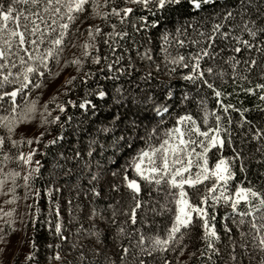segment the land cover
Instances as JSON below:
<instances>
[{"label": "snow or ice", "instance_id": "1", "mask_svg": "<svg viewBox=\"0 0 264 264\" xmlns=\"http://www.w3.org/2000/svg\"><path fill=\"white\" fill-rule=\"evenodd\" d=\"M123 4V7H118L116 0H103V2L101 0H0V131L3 133L0 134V153H3L0 165L6 166V162L12 159L9 152L5 150L6 144L15 148L24 143L28 145L33 143V139L25 141L22 136L20 140H16L13 139V135L19 125L34 119L38 100H29L31 91L41 88L45 77L51 79L60 74L59 71H53V64L56 68H62L61 58L66 40L70 34L75 35L72 26L81 14L90 9L89 15L93 19L100 18L107 22L111 17H116L121 24H125L132 18V15L136 14V11H139L140 14L136 16V19L141 22L139 27L135 22L132 23L136 31L147 30L150 27L156 28L161 22L160 17L175 14L185 18V24L175 29V35L171 36V39L170 33H163L162 40L169 45L175 41L182 47L185 40L181 37H187V29L191 28L196 38L190 39L189 43L195 50L187 57L172 56L162 46L161 51L165 54V61L173 65L166 74L172 76L177 71V66L190 69L187 74H181L180 79L192 84L195 94L190 91H181L177 97L171 83L159 82L152 85L151 81L155 79L152 72H147L140 77V82L147 85L148 89H159V92L146 90L140 87V82H137L136 86L143 95L142 100H138L135 92L123 86L115 87L111 97L112 104L108 107H114L116 111L111 114V119L102 122L95 129V135L89 139L86 155L89 158L93 157L96 151L95 146H99L101 154L105 153L106 146L113 150V154L124 149L130 150L122 171L123 185L131 193V202L123 209L109 205L108 208L112 210L110 216H106L104 210L97 211L95 207L90 209L87 216L90 222L87 233L95 238L97 245L102 247L94 250V260L89 261L88 264H117V260L112 259L104 249L109 234L108 226L116 224L118 213L124 215L126 219L120 223L116 235L125 236L129 240L128 246L121 245L118 256L120 264H126V257L129 255H133V264H149L148 260L140 257L150 258L154 262V253H165L169 250L175 252L177 250L175 246L182 244L188 231L197 223L203 230L202 239L207 242V248L219 255V249L214 247L212 241L220 239L215 222L217 206L221 203L231 208V213H226L225 219H232V223L237 225L240 237V252L237 253V242L229 235L231 250L228 253V262L245 264L247 260L248 264H252L255 255L249 252V247H251L260 253L261 259L258 264H264V188H258L250 181L247 182V186H243L242 181L236 184L233 191L232 182L236 176L237 161L240 162V172H246L244 157L234 147L232 156L223 155L225 146L233 144L230 127L233 121L228 114L229 109L240 113V121L237 122L239 126L249 125L252 140H264V128L257 127L253 121L246 118L245 113L250 109L236 108L232 103H222L225 93L217 88L215 83L216 79H219L221 83H227L225 77L228 75L233 84L237 79L248 80L247 75L240 74L238 66H243V71L250 73L258 65L257 59L251 53L254 51L264 58V0H236L232 6H228L227 0L224 4H220L218 0H123ZM109 5H111L110 8ZM199 13H205V15L197 19ZM149 17L154 18L149 19ZM111 27L113 31L103 33L108 37L103 42L108 45L109 51L115 54L119 46L117 38L123 39L128 34L126 31H115V24ZM101 33L99 26L90 25L87 29L89 40L80 46L83 49V58L75 57L65 60L63 66L75 65L77 72H80L85 60L90 57L89 49H96L97 54L91 55V60L93 64L99 65L102 57L98 54L99 49L91 41H95L96 36ZM244 34H247L250 39H245ZM109 40H112V44H109ZM221 45L223 47H220ZM75 46L73 44V47ZM218 47L221 52L230 53L226 59L223 56L219 57L231 69L230 74L222 66L215 64L219 55ZM149 51L145 48L142 59H152ZM242 53H247V56L237 55ZM137 54L139 55V52ZM205 58L213 63L202 67V61ZM121 60L122 57H117L109 63L108 57H103L108 72L115 70L117 73L127 74L123 67L114 68V65H120ZM127 67L133 68L131 62ZM159 70L160 66L157 65L156 71L159 72ZM98 71L104 72V69H98ZM94 75L91 72L84 73L82 82L87 85ZM261 75L264 78V66L261 67ZM110 78L115 80L119 79V76ZM75 80L76 77H71L65 83L73 84ZM203 87L211 90L216 98V104L220 105L223 110V118L216 109L209 108L207 96L199 94ZM9 88H11L10 91ZM255 89L261 90L259 99L264 102V84H256ZM241 90L249 94L254 93L252 87ZM90 95L96 96L107 105L105 97L108 93L97 85L91 91L85 87L84 98L79 103L69 99L63 103H57L56 108L62 114L65 112L66 105H71L74 108L91 111L93 115H96L99 108L88 98ZM194 98L201 113L199 122L190 112L180 111L186 109L188 102ZM51 100L55 102L56 97H52ZM258 110L264 111L259 108ZM140 111L150 112L152 116L150 118L141 117ZM40 116L42 125L56 124L60 121V115L48 118L51 112L48 110L47 102L43 105ZM144 119H149V124H144ZM172 120L174 123L166 126ZM253 128L256 129L254 132ZM61 130H63V125H61ZM44 135L45 133L41 132L35 137V143L39 144ZM59 139L61 137L57 136L45 143L44 147L47 148L49 144H54ZM137 141H142V146L131 151ZM256 151L264 154V146L257 148ZM36 152L37 149L32 148L26 154L19 152L15 157L17 164L27 166L23 176L14 169L5 172L4 167L0 166V195L9 196L5 203L12 204L18 199L16 195V188L20 186L17 183L18 178L23 180V187L26 190L30 189V182L37 179L40 162L36 161V166L31 167ZM80 157V151H76L73 158ZM213 158L215 162L210 164ZM261 162L264 161H257V163ZM129 170L133 173L132 178H129ZM112 175L116 176L117 173L113 172ZM260 175L264 177V172ZM99 179V172H91L89 176L91 187L87 189L85 195L90 193L93 198L100 197L101 193L96 187ZM245 180H247L246 176ZM206 181L211 182V187L205 184ZM6 184L8 187L5 191ZM199 185H204L203 194L197 190ZM185 186L194 190L193 194L199 200V204L191 201ZM117 187L113 184L112 190H117ZM145 190L147 198L141 195ZM153 192L156 193L155 198L152 196ZM33 194L39 197V191ZM77 195L79 196V192ZM24 198H28L27 191ZM242 202L245 206L244 211L238 208ZM71 204L72 201L69 200L70 216ZM77 207L79 208V205ZM39 211L37 207L36 212L39 213ZM0 213H2L0 219L11 217L14 209H9L7 212L0 209ZM148 213L153 216L172 215L170 226H165L163 236L158 230L156 233L149 232L147 235L144 233L143 226L148 224ZM55 215L56 237L64 241L67 238L64 236L59 205L56 206ZM138 215L140 228L135 227ZM32 221L36 222L35 216L32 217ZM69 222L71 223V220ZM129 222L133 226L130 232L125 227ZM5 224L9 231L15 230L14 221L5 220ZM245 224L248 225V232L240 230V226ZM224 230L228 234L232 231L227 224L224 225ZM2 231L3 229H0V232ZM82 231L84 229L81 226L77 229V235ZM135 237L138 239H134ZM28 243L30 250L25 260L28 264H38L36 261L37 244L34 239ZM51 247L52 245H49V248ZM186 247L187 245L180 247L181 254ZM56 248L57 251L53 258L59 261L61 260L60 245H56ZM71 248L75 250L77 244H72ZM130 248L134 249V254L130 252ZM204 254L201 251V256ZM100 257H103L102 262L99 260ZM77 259L80 264H83L86 260L85 253L81 251ZM208 260H212V255L208 256ZM68 264L72 262L69 261ZM163 264H170V262L165 258Z\"/></svg>", "mask_w": 264, "mask_h": 264}, {"label": "trees", "instance_id": "2", "mask_svg": "<svg viewBox=\"0 0 264 264\" xmlns=\"http://www.w3.org/2000/svg\"><path fill=\"white\" fill-rule=\"evenodd\" d=\"M101 2H103V0H101ZM218 2L224 4L226 0H218ZM235 2L236 0H227L228 6H232ZM116 5L118 7H123V0H116ZM128 6L134 7L132 5ZM110 7L111 5H109V8ZM89 12L90 9L81 14L72 26L75 35L70 34L66 40L65 50L61 58L62 68H56L55 65H53V71H59L60 74L51 79L45 77L43 86L32 90L29 94V100H38L37 111L34 119L17 127L13 139L20 140L23 136L25 141L27 139H33V143L31 145L24 143L23 145H17L15 148L11 147L10 144L5 145V150L8 151L9 155L12 157L10 161L6 162V166L0 165L4 167L5 172L14 169L23 176L27 166L17 164L15 157L19 152H29L32 148H36L37 152L33 156L31 167H35V162L39 161L40 172L37 179L34 182H30L31 187L28 190L23 187V180L18 178L17 183L20 186L16 188L18 199L15 203H5V201L9 199V196L0 195V209H2L3 212L14 209L13 216L0 219V229H3V231L0 232V238H2L0 239V264H28L25 260V256L30 250L28 242L33 239L38 248L36 256L38 264H68L69 261H71L72 264H80L77 258L81 251H83L86 256V260L83 264H88L89 261H93L94 250L102 246L97 245L95 238L89 236L87 233V229L90 226V222L87 219L90 209L95 207L97 211L104 210V214L110 216L112 210L108 208L109 205H115L117 208L123 209L131 202V193L123 185L122 171V166L130 155V150L124 149L123 151H118L113 154V150L106 146L105 153L101 154L99 146H95L96 151L93 157L89 158L86 155L89 139L95 135V129L99 127L102 122L111 119V114L116 111L114 107H108V105L112 104L111 97L114 94L115 87L123 86L129 91L135 92L138 100H142L143 95L140 94V89L136 86L137 82H140V77L144 76L145 73L152 72L153 77H155V79L151 81L152 85L159 82L171 83L175 88L177 97H179L181 91H190L195 94L194 86L180 79L181 74H187L190 69L177 66V71L173 73L172 76H168L166 73L173 65L165 61V54L161 51V47L163 46L172 56L182 55L187 57L189 53L195 50L189 43L190 39L196 38L191 28L187 29V37H181V39L185 40V44L182 47L177 45L175 41L169 45L165 44L162 40V34L165 32L171 34V39V36L175 35V29L185 24V18L178 17L175 14H166L160 17L161 22L158 27H150L147 30L140 29L136 31L133 29L132 23L135 22L137 27H139L141 22L136 19V16L140 14L139 11H136V14L132 15V18L125 24H121L116 17H111L107 22L100 18L93 19L90 17ZM145 14L147 13L145 12ZM204 15L205 13H199L196 18L200 19ZM152 18L154 17H149V19ZM237 20H239V17H237ZM112 24L116 25L115 31H126L128 34L123 39L117 38L119 46L115 54L109 51L108 45H105L103 42L105 39H108L103 33L113 31L111 27ZM90 25L99 26L102 30L101 35L96 36L95 41H91V43H94L96 48L99 49L98 54L102 57L101 63L99 65L92 63L91 55H96L97 52L96 49H89L90 57L85 60L80 72H77V66L75 65L64 67L65 60H71L75 57L83 58V49L80 46L89 40L87 29ZM206 27H210V25H206ZM244 38L250 39L247 34H244ZM73 44L76 46L73 47ZM109 44H112V40H109ZM220 47L223 46L221 45ZM145 48L150 50L149 54L152 57L151 60L142 59ZM138 52L139 55L137 54ZM217 53L219 55L215 64L217 66H222L230 74L231 69L219 58L223 56L226 59L230 53L228 51L221 52L219 47L217 48ZM237 55L247 56V53ZM251 55L257 59L258 65L255 66L250 73L244 72L243 66H238L240 74L247 75L249 77L248 80L242 81L237 79L236 83L233 84L230 75H228L225 77L227 83H221L219 79H216L215 83L217 88L225 93V96L222 98V103H232L236 108L250 109L249 112L245 113L246 118L253 121L257 127L264 128V111L258 110V108L264 109V102L259 99L261 90L255 89L256 84H264V78H262L261 75V67L264 66V58L254 51ZM104 56L108 57L109 63L113 62L117 57H122L120 65H114V68L123 67L127 74L117 73L115 70L108 72L103 61ZM129 62H131L133 68L127 67ZM212 63V61L205 58V60L202 61V67ZM157 65L160 66L159 72L156 71ZM98 69H104V72H100ZM87 72L94 73L95 75L92 76L87 85H85L82 82V78L84 73ZM106 76L109 78L106 79ZM112 76H119V79H111L110 77ZM64 77H66V80L71 77H76V80L73 84H66V80L63 82ZM97 85L103 88L108 95L105 97L107 105L102 103L99 98L94 95L88 97L93 103L97 104L99 108L96 115H93L91 111L81 110L78 107L74 108L71 105H66L64 113H59L56 108L57 103H63L69 99L79 103V101L84 98L85 87L91 91L95 89ZM140 87L149 91L154 90L159 92V89H148V86L143 82H140ZM248 87L254 89L253 94L241 90L242 88L246 89ZM8 90L10 91L11 88ZM229 93L231 95H228ZM199 94L207 96L209 108L216 109L217 112L222 114V118L224 117L223 110L220 105L216 104V98L212 95L211 90L203 87L200 89ZM54 96L56 97L55 102L51 100ZM46 102L48 104V110L51 112V116L48 118L51 119V117L60 115V121L58 123L41 124L40 113ZM180 111L190 112L198 122L200 121L201 113L197 108L195 98L188 102L186 109H181ZM228 114L233 121L230 126L233 144L231 146H225L223 155L232 156V148L234 147L240 152L241 156L244 157V164L246 166V172L241 173L239 170L240 162L237 161L235 166L236 176L232 182V190L234 191L236 184H240L242 181L244 182L243 186H247V182L250 181L258 188H264V177L260 175V173L264 172V162L257 163V161H264V154L256 151L257 148L264 146V140H252L251 134H249V125L244 124L242 127L238 125L237 122L240 121L239 112L229 109ZM139 115L141 117L147 116L150 118L152 113L140 111ZM69 117H71V120H69ZM143 123L146 125L149 124V119H144ZM173 123L174 120L169 121L166 126H171ZM61 125H63V130H61ZM201 127L203 126L201 125ZM255 130V128L252 129L253 132ZM41 132H44L45 135L41 137V142L36 144L35 137L39 136ZM0 134H3L2 131H0ZM57 136H60L61 139L54 144H49L47 148L44 147L45 143L53 140ZM141 146L142 141H137L133 145L131 151ZM76 151H80L81 157L74 159L73 157ZM0 160H3V153H0ZM214 162L215 158L210 160V164H214ZM91 172L100 173V179L96 187L101 195L97 198H93L90 193L85 195L87 189L91 187L89 184ZM113 172H116L117 175L113 176ZM128 175L129 178L133 177L131 170H129ZM245 176L247 180H245ZM113 184L118 186L115 191L112 190ZM205 184L211 187L210 181H206ZM7 187L8 185L6 184L5 191ZM143 187L142 184V188ZM57 189H59V191H57ZM197 190L200 194H203L205 190L204 185L197 186ZM26 191L28 196L27 199L24 198ZM36 191H39V197L33 194ZM187 191L189 192L191 201L199 204V200L193 194L194 190L188 188ZM78 192L79 196L77 195ZM141 195L147 198L146 190L142 191ZM152 196L155 198L156 193L153 192ZM69 200L72 201L71 216L69 215ZM30 205L31 207H29ZM57 205H59L60 209L64 236L67 238L64 241L58 240L55 234L54 224ZM78 205L79 208L77 207ZM37 207L40 210L39 213L36 212ZM238 208L241 211L245 210L243 202ZM226 213H231V208L229 206H225L222 203L217 206L215 227L220 239L218 241L213 239L212 242L214 247L219 249V255H216L212 250L207 248V242L202 239L203 230L199 226V223H197L195 227L188 231L182 244L175 246L177 249L175 252L169 250L165 253H154V262L147 257L140 258L148 260L149 264H163V259L165 258L169 260L170 264H226V262L230 264V262H228V253L231 250L229 235L237 242V253L240 252V237L237 231V225L232 223L231 218L225 219ZM0 215H2V213H0ZM19 215H22V224ZM33 216L36 217L35 223L32 221ZM172 218V215L168 214L164 216H153L151 213H148V224L143 226V231L147 235L149 232L156 233L158 230L159 234L163 236L164 228L166 225L170 226ZM9 219L14 221V231H9L5 224V220ZM125 219L126 217L124 215L120 213L117 214L116 224H110L108 226L109 234L105 241V252L111 256L112 259L117 260V264H120L118 256L120 255L121 245H129L128 238L116 235L117 228ZM70 220L71 223L69 222ZM225 224L232 229L230 234L225 232ZM157 225L159 226L158 229ZM81 226L84 231L77 235V229L81 228ZM125 227L130 232L133 226H131L129 222ZM135 227H141L139 215ZM240 230L248 232V225L245 224L240 226ZM20 232H23L21 240H19L18 236ZM134 239H138V237ZM248 239L250 240V237ZM74 243L77 244L75 250L71 248V245ZM49 245H52V247L49 248ZM56 245H60L61 260L59 261L53 258L57 251ZM183 245H187V247L184 248L183 254H181L179 249L183 247ZM201 251L205 253L203 256H201ZM130 252L134 254V249L130 248ZM249 252L255 255L252 264H258L261 259L259 251L249 247ZM209 255H212V260H208ZM99 260L102 262L103 257H100ZM126 264H133V255L126 257ZM245 264H248L247 260Z\"/></svg>", "mask_w": 264, "mask_h": 264}, {"label": "rangeland", "instance_id": "3", "mask_svg": "<svg viewBox=\"0 0 264 264\" xmlns=\"http://www.w3.org/2000/svg\"><path fill=\"white\" fill-rule=\"evenodd\" d=\"M54 65V64H53ZM67 77V76H66ZM66 77H64V79H63V82L66 80ZM25 154L27 153L26 151L24 152ZM185 189H186V191H187V189H188V187L187 186H185ZM15 217H16V215H15ZM19 219H20V222L22 221V215H19ZM21 224H22V222H21ZM21 233V232H20ZM20 233L18 234V236H19V240H21V238L23 237V232L21 233V235H20Z\"/></svg>", "mask_w": 264, "mask_h": 264}]
</instances>
